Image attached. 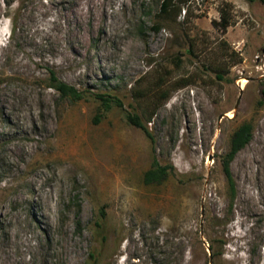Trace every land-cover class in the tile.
Masks as SVG:
<instances>
[{"label":"rangeland","instance_id":"obj_1","mask_svg":"<svg viewBox=\"0 0 264 264\" xmlns=\"http://www.w3.org/2000/svg\"><path fill=\"white\" fill-rule=\"evenodd\" d=\"M161 2L0 0V264H264V4L189 0L154 33Z\"/></svg>","mask_w":264,"mask_h":264},{"label":"trees","instance_id":"obj_2","mask_svg":"<svg viewBox=\"0 0 264 264\" xmlns=\"http://www.w3.org/2000/svg\"><path fill=\"white\" fill-rule=\"evenodd\" d=\"M262 4H264V0H259ZM189 2V0H162L159 8V12L157 14V25L152 28L154 33H158L162 26L170 20L176 21L177 17L183 11L185 5ZM213 26H217L221 29L222 33H225L226 29L229 26L228 15L223 11L220 16L219 22H212ZM216 79L218 81H223L224 76L221 74V71H217ZM49 82L50 87L53 88L61 97L70 99L72 101H78L82 98L81 94L72 86H69L61 81H59L55 74L52 71H49ZM262 95H264V89H262ZM100 101L102 104V111H107L110 109V102L103 97H100ZM128 122L142 130L145 137L150 142L151 146H153L154 140L152 135L147 131V129L140 123L137 115H131L127 117ZM253 128L250 123H243L238 126L229 138V146L227 152L220 157V164L223 176L226 181V185L229 192V209L232 208L233 200L235 198V184L230 170V163L233 161L236 154L241 151L252 138ZM172 171L171 166H161L157 162L154 156H152V164L150 169H148L143 175V184L147 186L151 185H159L161 184ZM99 227V224H96ZM207 250L209 253V258H219L222 255V247L224 246V242L220 241L218 244L214 240L207 241ZM90 259L87 264H97V261L93 254L89 255Z\"/></svg>","mask_w":264,"mask_h":264}]
</instances>
